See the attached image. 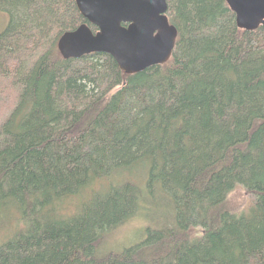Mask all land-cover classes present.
<instances>
[{"label":"trees","instance_id":"16d2710c","mask_svg":"<svg viewBox=\"0 0 264 264\" xmlns=\"http://www.w3.org/2000/svg\"><path fill=\"white\" fill-rule=\"evenodd\" d=\"M0 10V224L21 223L0 264H264V24L239 28L226 0H168L171 58L127 74L109 54L62 56L87 23L75 0ZM238 185L247 213L227 207ZM160 193L172 220L103 254Z\"/></svg>","mask_w":264,"mask_h":264},{"label":"water","instance_id":"95a60500","mask_svg":"<svg viewBox=\"0 0 264 264\" xmlns=\"http://www.w3.org/2000/svg\"><path fill=\"white\" fill-rule=\"evenodd\" d=\"M226 1L239 28L255 30L264 24V0ZM75 2L87 23L59 39L58 47L65 59L105 53L115 59L122 71L134 74L171 58L178 32L167 15L168 0Z\"/></svg>","mask_w":264,"mask_h":264},{"label":"rangeland","instance_id":"374dc122","mask_svg":"<svg viewBox=\"0 0 264 264\" xmlns=\"http://www.w3.org/2000/svg\"><path fill=\"white\" fill-rule=\"evenodd\" d=\"M9 21V14L0 10V32L8 26ZM253 197L252 194H247L244 188L238 185L230 193L227 207L236 211L237 214L247 213L253 205ZM148 202L149 205L146 206V210L141 207V212L106 235L103 240L104 244L100 248L103 254L110 250L122 252L124 248L126 249L144 239L147 236L145 233L147 227H155L172 220L174 209L167 207V200L162 193L154 195L153 201ZM18 222L19 220L12 216L0 224V242L12 228H19L21 223L18 224ZM163 226H171V224H164Z\"/></svg>","mask_w":264,"mask_h":264}]
</instances>
